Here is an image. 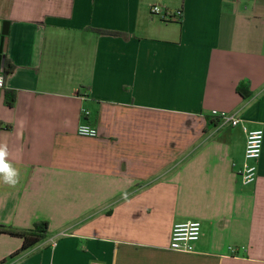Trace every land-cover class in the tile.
<instances>
[{
    "label": "crops",
    "instance_id": "0c3cea01",
    "mask_svg": "<svg viewBox=\"0 0 264 264\" xmlns=\"http://www.w3.org/2000/svg\"><path fill=\"white\" fill-rule=\"evenodd\" d=\"M6 22L0 225L49 229L0 232V264H264V146L244 183L247 132L212 113L264 130V0H0V49Z\"/></svg>",
    "mask_w": 264,
    "mask_h": 264
},
{
    "label": "built area",
    "instance_id": "2783aa9c",
    "mask_svg": "<svg viewBox=\"0 0 264 264\" xmlns=\"http://www.w3.org/2000/svg\"><path fill=\"white\" fill-rule=\"evenodd\" d=\"M152 12L160 14L164 19H170V12L163 10L161 6L154 5ZM5 86V76L0 73V88ZM86 114L88 110L84 109ZM213 115L221 119L224 123H230L233 126L241 125L247 132V142L245 149V157L254 162L246 164L241 171L242 180L244 183H253L258 178V161L262 156L264 146V130L250 129L238 115L224 110L214 109ZM78 134L86 137H97L99 135L98 128L88 122L80 123L78 126ZM202 235V223L199 220H189L186 222L176 223L172 230L171 249L184 252H193L196 248V243ZM56 245V241L54 242ZM99 264V263H94Z\"/></svg>",
    "mask_w": 264,
    "mask_h": 264
},
{
    "label": "trees",
    "instance_id": "16d2710c",
    "mask_svg": "<svg viewBox=\"0 0 264 264\" xmlns=\"http://www.w3.org/2000/svg\"><path fill=\"white\" fill-rule=\"evenodd\" d=\"M12 70H13V65L8 64L5 69V73L9 74L10 72H12ZM239 90L244 95H248V93L244 91L243 88L240 87ZM15 100H16V95L13 94L11 91H6L7 104L12 106L15 103ZM48 229H49V223L47 221L37 222L34 225L33 229L26 230V231H16L12 229L11 227L0 225V232L8 231L11 234L20 236L24 239L23 245L21 249L18 251V253L33 247L38 242H40L42 239H44L46 237ZM12 256H15V255H12Z\"/></svg>",
    "mask_w": 264,
    "mask_h": 264
},
{
    "label": "clouds",
    "instance_id": "9594fccd",
    "mask_svg": "<svg viewBox=\"0 0 264 264\" xmlns=\"http://www.w3.org/2000/svg\"><path fill=\"white\" fill-rule=\"evenodd\" d=\"M6 156V146H0V177L3 178L5 183L15 186L18 182V171L6 162Z\"/></svg>",
    "mask_w": 264,
    "mask_h": 264
},
{
    "label": "water",
    "instance_id": "95a60500",
    "mask_svg": "<svg viewBox=\"0 0 264 264\" xmlns=\"http://www.w3.org/2000/svg\"><path fill=\"white\" fill-rule=\"evenodd\" d=\"M8 26L9 23L6 22L4 25V30H3V38H2V43H1V49L0 52L4 55L6 52V46H7V40H8Z\"/></svg>",
    "mask_w": 264,
    "mask_h": 264
}]
</instances>
